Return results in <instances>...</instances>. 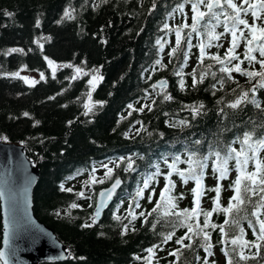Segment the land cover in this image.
I'll list each match as a JSON object with an SVG mask.
<instances>
[{
	"label": "trees",
	"instance_id": "1",
	"mask_svg": "<svg viewBox=\"0 0 264 264\" xmlns=\"http://www.w3.org/2000/svg\"><path fill=\"white\" fill-rule=\"evenodd\" d=\"M205 1L0 0V139L23 144L26 154L38 164L35 213L54 228L70 251L66 260L38 264H204L205 257L208 264L213 260L216 264L229 260L231 264H264V240L258 239L257 224L264 220V207H260L264 185H256L253 194L246 190L254 186L245 178L255 171L256 161L249 160L238 173L233 153L226 177L217 181L220 174L212 169L216 157H209L198 205H194L191 191L195 181L184 183L168 167L180 156L176 168L187 169L189 151L196 152L197 159L208 155L210 148L222 157L229 146L239 152L245 131L253 132L254 140L264 136V87L260 86L264 84L260 75L264 56L261 46L245 45L249 32L262 36L264 9L250 7L255 0H232L239 11L230 10L227 1L225 17L219 9L213 18L207 11L205 21L194 31L192 3L204 5ZM66 9L71 18L64 17ZM236 17L250 26L256 24L255 31L238 28ZM233 30L237 39L229 56ZM227 32L230 42L225 41ZM12 48L23 52H9ZM246 54L255 59H246ZM236 65L241 71L235 70ZM76 67L82 69L80 74ZM224 68L232 71H222ZM25 71L36 72V78L28 79ZM247 72L256 75L249 77ZM93 76L102 79L90 85ZM160 76L168 77V87L154 85ZM243 93L248 94V101L255 97L261 107L244 101L231 108ZM165 95L171 99L165 100ZM190 106L199 108L195 118ZM180 121H187V126ZM195 140L202 143L196 145ZM243 147L244 154L251 156L252 150ZM129 157L134 170L125 171ZM257 158L264 162V148L258 150ZM103 165L113 169L110 176H105ZM157 166L159 173L137 197V189L157 172ZM169 171L175 187L161 199L160 190L167 183L164 174ZM116 175L124 183L101 220L93 223L96 191ZM237 175L241 176L238 195L242 202L232 201L233 207L225 212L229 198L237 195L236 188L230 187ZM93 177L103 182L92 183ZM217 183L221 187L214 205L217 193L208 189ZM80 192L85 196L80 197ZM73 204L79 207H71ZM193 207H197V215L191 214ZM183 209L189 210L187 216ZM207 212L211 216L209 226L204 227ZM85 223L92 227H81ZM125 224L129 228L121 235ZM213 224L223 225L224 230L211 227ZM1 229L0 214V240ZM204 232L210 236L211 255L204 249ZM169 234L171 239L165 241ZM244 241L250 242L248 246ZM216 250L223 253L221 263Z\"/></svg>",
	"mask_w": 264,
	"mask_h": 264
},
{
	"label": "water",
	"instance_id": "2",
	"mask_svg": "<svg viewBox=\"0 0 264 264\" xmlns=\"http://www.w3.org/2000/svg\"><path fill=\"white\" fill-rule=\"evenodd\" d=\"M210 2L213 4L211 10L224 5V0L218 2L209 0L208 3ZM204 19L205 15L196 25H200ZM260 41L261 37H257L253 40V44L259 46ZM154 84L157 87H167L169 79L160 76L155 79ZM39 176V166L26 154L23 144L0 139V193H2L0 249L6 253L14 252V255L7 257L9 264H38L42 260L63 261L70 255L67 245L54 228L35 213L34 189ZM117 178L120 179L121 184L109 198L107 192ZM123 183L124 178L116 175L107 184L98 188L91 210L95 223L101 220ZM257 224L259 226L258 221ZM6 232L7 244H5Z\"/></svg>",
	"mask_w": 264,
	"mask_h": 264
},
{
	"label": "snow or ice",
	"instance_id": "3",
	"mask_svg": "<svg viewBox=\"0 0 264 264\" xmlns=\"http://www.w3.org/2000/svg\"><path fill=\"white\" fill-rule=\"evenodd\" d=\"M202 2V0H201ZM218 2V0H217ZM228 4L233 8V9H236L237 11H239V9L237 8V5L233 4L232 3V0H228ZM179 7H182V6H179ZM209 11H211L212 7H213V4L210 2L208 3L207 5ZM250 7H255V6H250ZM259 7L261 9H264V0H261L260 4H259ZM192 11H193V16H192V28L193 30L195 31L196 29V24L198 22L199 19L203 18L204 17V13L203 12H200L199 9H198V4L197 3H192ZM6 15H12L11 13H5ZM253 17H256V13L255 11H253L252 13ZM64 17H68V18H71V13L66 9L65 12H64ZM63 19V17H62ZM236 20L238 21V23L240 24H243L245 27H249L250 30L251 29H254L256 26L255 24L253 25H249L248 24V21L246 20H243V19H239V17H236ZM59 23V21H57ZM36 24L37 26H39L40 24V21L37 20L36 21ZM165 27L167 28V25H165ZM227 31V29H226ZM260 33L262 34L261 38H264V28H260L259 29ZM233 48H229L228 50V55L231 56V54L233 53V50H234V47H235V42H236V39H237V36H236V33L235 31L233 30ZM180 39H181V33H180V30L177 29L176 30V41H177V44H179L180 42ZM257 39V37L255 35H253V40ZM157 43L159 44L160 41H157ZM249 44L252 43V41H249L248 42ZM200 51H201V56L204 55V46L201 45L200 46ZM251 51V50H250ZM260 51V55L261 56H264V47H261L259 49ZM9 52H23V49H19V48H12V49H9ZM175 52V49H173V53ZM246 59H249V60H252V59H255V57H251L249 56L248 54H246ZM46 60H48L47 57H45ZM215 59L219 60L220 58L219 57H215ZM223 63V61H221ZM48 63H49V66H53V61L51 60H48ZM157 63H159V61H157ZM261 63V67L264 68V60L260 61ZM70 67V65H68ZM235 70L236 71H241L239 65H236L235 66ZM55 71V69H54ZM98 71V70H96ZM222 71H225V72H231L232 69H229V68H224L222 69ZM75 72L77 74H80L82 72V69L80 67H76L75 69ZM249 77L253 76V75H256V73H253V72H247L246 73ZM12 75L14 76H17L19 75L18 73H13ZM260 75L264 76V72L260 73ZM41 79H44V74L41 73V76H40ZM77 77L76 76H73L72 79H76ZM203 77H201L202 79ZM24 79H27V78H24ZM98 79H102V77H97V76H93L92 77V80H90L88 83L90 85L93 84L94 81H97ZM197 83V81L194 79L193 80V84L195 85ZM161 84L163 85V82H161ZM261 87H264V84H261L260 85ZM181 88H183V81H181ZM255 89V86H253V91ZM247 96L248 94L247 93H243L241 95V97L239 99H237L234 103H232L230 105L231 108L235 109L238 107V105H240L242 102L244 101H247L253 105H255L257 108H260L261 105L260 103L255 99V97H253L250 101H248L247 99ZM165 100H169L171 99L170 96L168 95H165L164 97ZM129 107H131V105H129ZM191 107V106H190ZM201 108L203 107V105L200 106ZM191 111H192V115H193V118H195L197 115H199V108H196V107H191ZM223 111V110H221ZM25 116L28 115V113H24ZM69 124L72 123V121H69L68 122ZM180 124L181 125H186L188 124L187 121H180ZM254 137V133L253 132H249V131H245L243 133V140L240 141L241 144H242V147H241V150L239 152L236 151V149L234 148H231L229 146L228 148V152L222 157L220 152L216 151V152H213L210 148L209 150V153L208 155L206 156H203L201 159H197V153L194 152V151H189L188 154H187V160L185 161L189 167L185 170H180V169H177L176 168V164L178 162H180V156H175L172 160V163L171 164H168V167L169 169H171L172 171H175L180 177L181 179L184 181V183H187L189 179L191 180H194L195 183H196V187H194L191 191L193 192L194 194V200H193V203L194 205H198L199 201H198V197L199 195L202 194V180L204 178V168L206 167V162L207 160L209 159V157H211L212 155H215L216 157V160L213 161V165H212V169H213V172H219V176L217 177V181H219L220 179H223L226 177L227 175V165H228V160L229 159H232V154L235 153L236 154V167H237V171L238 173L243 171L244 169V166L247 165L248 161L249 160H255L256 161V164H255V171L253 172H250V173H247L246 174V179L249 180L251 182V184L254 186L253 188L251 189H247L246 190H249V191H252L253 194H255V186L256 185H264V162L260 161L258 158H257V152L259 149L261 148H264V136H261L259 139H253ZM240 138L237 137V140H239ZM250 141H252V143H250ZM235 142V141H234ZM202 143V141L200 140H195L194 141V144L196 145H200ZM247 146L249 149L252 150V155L251 156H248L246 154H244V147L243 146ZM241 155H244V159L241 160L240 157ZM121 159H124V158H121ZM128 159V165H127V168H125V171H129V170H134V161L132 160L131 157L127 158ZM165 163L167 164V160H165ZM103 167H105L107 169L106 173H105V176H110L113 169L112 168H109L107 165H103ZM93 171H95V169H93ZM172 171H169L168 173L164 174V178L165 180L167 181V183L165 184L164 188H162L160 190V197L161 199H164L165 197V194L167 192H169L171 190V188L175 187V185L172 183V181L170 180V177L172 175ZM159 173V168L157 166V172L156 173H153L151 177H148L144 180V184H143V188H138L137 189V192H136V196L139 197V196H142L143 193H144V189L145 188H148L149 186V180L151 178H153L155 175H157ZM258 177H260L258 179ZM92 183H96V182H100L102 183L103 181H97L94 177L92 178L91 180ZM241 183V176L240 175H237L235 181L233 182L232 185H230V187H235L236 188V191H237V195H234L232 197L229 198V205H228V208L226 209H223V211L225 212H228L232 207H233V204H232V201L236 200L238 202H242L241 200H239V188L238 186L240 185ZM121 184V181L120 179H115V182L112 184L111 186V189L108 190L107 192V196L110 198L111 195H112V192ZM220 184L217 183L216 186L214 188H210L208 189V191H215L217 193V196L213 198V203L214 205L218 202V199H219V192H220ZM61 189H63V185H61ZM68 191H71V189H67ZM155 190L153 189V192ZM260 192L262 193L261 195V201H264V187H261L260 188ZM78 195L80 197H84L85 194L84 192H80L78 193ZM0 196H2V193H0ZM183 196V194L181 193V197ZM151 194H149V197L148 199L151 200ZM175 198L173 197H169V200H173ZM157 205L160 204V200H158L157 202ZM175 205H173L174 207ZM71 207L73 208H76V207H79V205L77 204H73L71 205ZM137 207H139V205L137 204ZM260 207H264V204H261ZM155 211V209H153ZM217 209L214 207L213 208V211H216ZM59 215V213H57ZM130 215H132L133 219L136 218V214L134 213H129ZM182 214H184L185 216H187L189 214V210L188 209H183L182 210ZM191 214L192 215H197L198 212H197V207H193L192 210H191ZM141 216H144V213H140ZM253 215H257L256 212H253ZM211 216V212H207V213H204V227H208L209 226V219L208 217ZM116 219H119V217L117 216ZM93 223H95V220H93ZM131 223V222H129ZM225 223H227V221H225ZM258 223H259V236H258V239L259 240H264V220H258ZM7 228V225L5 226ZM81 227L83 228H90L92 227V224H88V223H85L83 225H81ZM211 227L213 228H217L219 227L220 231H223V225H220V226H217L215 224L211 225ZM129 228V225L128 224H125L124 225V231H122L121 235H124V232L127 231ZM135 229L133 228V231ZM189 232H192L193 229L192 228H189L188 229ZM201 231H203V229H201ZM100 235H103V233H100ZM188 233H185V236H187ZM191 237H189L190 239ZM168 239H171V234H169L167 237H165V241H167ZM204 239H205V244H204V249H205V252L208 253L209 255H211V252H210V249L212 248V245L210 243H208L207 241L210 239V236H209V233L207 232H204ZM183 240V237L180 239V240H177V243H181ZM8 243V234L7 232L5 233V244ZM233 244L236 243V240H233L232 241ZM250 242L249 241H244V245L245 246H248ZM149 253L152 252V249H148L147 250ZM178 251V250H177ZM9 255H14V252L12 253H6L4 250L0 249V261L3 262V264H9V260H8V256ZM170 255H175V253H170ZM198 259H200V257H197ZM81 259H83V257H81ZM204 264H208V259L207 257L204 258ZM212 264H216L215 260L212 261ZM228 264H231V260L228 261Z\"/></svg>",
	"mask_w": 264,
	"mask_h": 264
},
{
	"label": "rangeland",
	"instance_id": "4",
	"mask_svg": "<svg viewBox=\"0 0 264 264\" xmlns=\"http://www.w3.org/2000/svg\"><path fill=\"white\" fill-rule=\"evenodd\" d=\"M208 1L209 0H206L205 1V4L204 5H198V9H199V11L200 12H203V13H205V12H207V9H206V7H207V4H208ZM228 0H225V7H223V8H218L220 11H221V13H222V15L225 17L226 16V14H227V12H228V8H227V2ZM236 2H239V0H236ZM205 5H206V7H205ZM253 6H256V4L255 3H253ZM217 9V10H218ZM230 10H235L236 11V9H233L232 7H231V9ZM193 12V11H192ZM194 14V13H193ZM214 15H216L215 13H210V16L213 18V16ZM253 16V15H252ZM242 18V17H241ZM243 19V18H242ZM250 21H252V18H250L249 19ZM252 23V22H251ZM238 28H240V29H242V30H246L247 29V27H245L243 24H240L239 26H238ZM249 35H250V39H249V41H252V39H253V35H255V34H253V32H249ZM230 40H231V35H230V33H226L225 34V41L226 42H230ZM249 41H247V44H245L246 46H248L249 45ZM242 46H244V45H242ZM242 46H240V47H242ZM59 64V63H58ZM25 73V75H26V77L28 78V79H30V80H32V79H35L36 78V76H37V74H36V72H34V71H25L24 72ZM88 195H89V193H87ZM215 253L218 255V262L219 263H221L222 261H223V259H224V257H223V253H221L220 251H218V250H216L215 251Z\"/></svg>",
	"mask_w": 264,
	"mask_h": 264
},
{
	"label": "flooded vegetation",
	"instance_id": "5",
	"mask_svg": "<svg viewBox=\"0 0 264 264\" xmlns=\"http://www.w3.org/2000/svg\"><path fill=\"white\" fill-rule=\"evenodd\" d=\"M205 7H206V5H205ZM225 7V6H224ZM206 9H207V7H206ZM216 10V9H215ZM215 10H211V11H209L210 13H215ZM255 36H260V35H255ZM262 43V39H261V42H260V44Z\"/></svg>",
	"mask_w": 264,
	"mask_h": 264
}]
</instances>
